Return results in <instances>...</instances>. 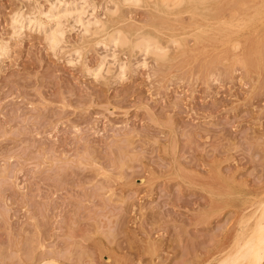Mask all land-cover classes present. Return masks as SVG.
<instances>
[{
  "label": "rangeland",
  "instance_id": "rangeland-1",
  "mask_svg": "<svg viewBox=\"0 0 264 264\" xmlns=\"http://www.w3.org/2000/svg\"><path fill=\"white\" fill-rule=\"evenodd\" d=\"M50 1L0 0V264L201 263L264 198V15L240 33L241 56L261 42L247 65L216 37L196 44L189 12L88 1L106 31L185 36L189 52L168 42L156 62L70 16L51 22L55 46L49 28L14 34L16 12Z\"/></svg>",
  "mask_w": 264,
  "mask_h": 264
},
{
  "label": "bare ground",
  "instance_id": "bare-ground-1",
  "mask_svg": "<svg viewBox=\"0 0 264 264\" xmlns=\"http://www.w3.org/2000/svg\"><path fill=\"white\" fill-rule=\"evenodd\" d=\"M88 1L89 0H51L49 2L50 4L48 6L49 8H46V10L41 9V8L39 9L36 8L35 9L36 11L34 12L32 11L33 13L29 12L30 14L28 13L25 14V12L23 13L20 11L16 12L15 16L11 20L12 26L15 32L14 34L17 33L19 35L24 25L26 26L29 25V26L35 27L37 29H42V30L49 28V31H48L49 35L47 34L48 39H49L48 41L49 43H51V45L55 46L56 44L59 43L58 42L59 38L63 37V36L60 37L61 35L60 34L61 32L59 31L60 28H57L61 25L60 20L63 16H70L71 18L73 17L75 21H80V22L82 21V23L85 25L83 26L86 28V29L84 28V30L87 31L88 29L92 27L94 28L93 29L94 31L92 30V32L103 33L104 37L102 35L100 37L102 39L101 40L98 39V40L99 41L103 40L102 43H105L107 46L112 45V47L113 46L114 47L116 46L127 47V48H130L131 51H134L135 49H137L139 53L142 52L145 55L146 54L152 55L155 58L156 62H161V61L170 59V55H169L170 46L168 45V42L175 44L174 48H176L178 51L177 55H182L187 52L188 49H187V44L184 38L185 36L183 35V37H180L181 35L179 33L178 34L180 36H178L177 34L169 35L166 43H164L161 40L162 38L160 36L162 31L161 29H158V28H155L153 31H150L148 29L145 30L144 28H141L140 26H139L140 28H138V25L137 27H135V24H134L133 27H135V29H132V28H128L129 26L127 27L122 26L121 25L122 23H120V26H116V27L114 26L113 30L106 31L105 20L107 21V19L102 20L98 18L99 20L94 19V21H91L88 18L90 17L89 14H88V17H86L85 12L87 11L86 8L89 5ZM120 1L123 2V4L128 3V4L139 5V6L142 4L150 5V7L152 9H155L156 11H161L167 15L173 14L175 19L174 20L172 19L171 21H176V23L178 22L177 19H179L182 13L189 12L190 13L189 22H191L190 25H192V28H191L192 30L190 29L191 33L190 32L189 33L191 34V36L194 37L195 43L196 44L201 43V45L203 44L204 47H206L207 45L212 44L210 42H213L212 40L216 37L215 41L220 42V44L221 43L228 44L230 46V50L231 49L233 50L232 51L233 54L232 53L231 54L234 56L235 62L239 61V62L246 63V64L250 63L251 61H253V59L256 58V54L258 55V53H260L259 51L261 50V42L259 40L252 39L249 41L248 47L245 48L246 51L243 53V55L241 56L238 54L239 49L243 45L240 33L244 30H247L248 32L257 30V25H258L257 21L259 18H262L261 16L264 15V0H120ZM119 3L120 2L118 1L115 2L114 3L115 5H113L114 6L113 8H106L108 6L107 5L105 7L106 8L105 13L108 12V14L110 15H113V14L118 15V12L122 13L121 11H119L121 9ZM61 7L62 9H59ZM93 8L95 7L93 6L92 9ZM40 14L44 15L46 19H42L39 16ZM83 15L86 18V20L88 18L90 21L89 20L84 21L85 18L83 19ZM95 18L97 19V16ZM118 18L116 19L118 20ZM122 19H123V16H122ZM262 20H264V18ZM51 22H54L55 23V24L53 23L54 25L57 24L56 25L57 27L56 26L53 27L54 25L51 24ZM189 22H188V25L186 23L184 27H186V25L189 26ZM58 24L60 25L58 26ZM88 34H91V33H88ZM162 34H165V33H162ZM99 41H96V43ZM2 43L0 46V50L2 52H6L8 45L5 42H4L5 44H2ZM204 43H206V45ZM196 46L197 45H195V47ZM189 51L190 50H188V52ZM194 51H195V48H194ZM193 53H190V54L192 55ZM196 53H199V51H197ZM199 54H202V53H199ZM217 55L216 57H218ZM111 56L114 57L113 55ZM228 56H230V54ZM224 57L223 59L225 60L226 58ZM231 57H230V60H231ZM102 63H104V61ZM253 63L251 62V64ZM247 65H250V64H247ZM102 66L103 65H101L100 68H103ZM100 68L97 69L98 72ZM118 69H119V72L122 73L125 70V66L123 64H120ZM218 195H221V194H218ZM262 195L264 196V194ZM233 229L234 230L231 233L230 238L223 245H221L217 251L212 253L210 256H208L205 260H203L199 264H264V198L260 200V202L254 209H252L249 213L244 214L239 219L237 226ZM39 264H60V263L56 261L55 259H47V260L42 261Z\"/></svg>",
  "mask_w": 264,
  "mask_h": 264
}]
</instances>
